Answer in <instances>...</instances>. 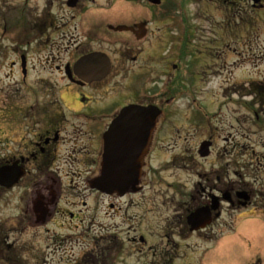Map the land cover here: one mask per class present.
<instances>
[{"label":"flooded vegetation","instance_id":"af4514ba","mask_svg":"<svg viewBox=\"0 0 264 264\" xmlns=\"http://www.w3.org/2000/svg\"><path fill=\"white\" fill-rule=\"evenodd\" d=\"M262 33L264 0H0V264H38V232L59 253L44 261L200 264L225 212L264 216ZM131 103L164 112L145 181L92 188L102 135ZM219 115L250 121L252 141ZM201 209L204 226L189 221Z\"/></svg>","mask_w":264,"mask_h":264},{"label":"rangeland","instance_id":"374dc122","mask_svg":"<svg viewBox=\"0 0 264 264\" xmlns=\"http://www.w3.org/2000/svg\"><path fill=\"white\" fill-rule=\"evenodd\" d=\"M188 12H192V11L188 10ZM263 38H264V33H262V34H260V36H258V41H260ZM249 44H254L251 35H250ZM8 60L9 59H3V62L6 63V61H8ZM6 71H7V67L5 65L3 67V70L0 72H6ZM0 76H2V73H0ZM185 102L186 101H183L182 99H178L174 104L171 105L170 113H169V119L166 122L167 125H171V124L177 123L179 121L180 112L178 109H183L184 107H183L182 103H185ZM186 104L187 103H185V105ZM218 120H220L222 122V124L219 127V130L228 128L232 132H235L237 138L239 135V139L242 138L241 134H242V131L244 130L246 125H249V130H250V135H251L250 141H252V139H253L252 132L257 131L256 126H255V128H253L252 126H254V125L250 121H249V123H247V124L244 123L242 125L243 122L241 120H239L238 124L240 126H238L237 124H233L234 126L232 128H229L228 127L229 124L234 123V120H235L234 118H229V117H227V115H220V116H218ZM179 133L186 135V136L189 135L187 130H185L184 132H179ZM184 140L182 139V142ZM167 147L168 146L166 144H164L162 146V149L166 150ZM178 147H182V145H180L178 143ZM174 169H175V167L171 166L167 169V172H172ZM223 215L226 218H225V220L224 219H221V220L225 224L222 223L218 227L213 229L214 233H210L211 236H209V237L201 234V236H202L201 245L206 246L205 249L207 250L206 251L207 257L206 258L203 257L202 262L200 264H207V263L208 264H248V261L241 262V260H244L248 257V260L250 261V260H253L254 257L257 256V254L258 255L264 254V246L262 248V251H260L259 245L257 243L258 238H259V241L261 242V244L264 245V226L262 229L260 227L261 219H264V216L262 215V213H259L257 211V209L253 211L252 208L247 207V208H243L240 211H235L233 214H231L230 212H225ZM250 216H254L255 219L257 220V222L259 223V224L258 223L254 224V226L252 228H249V226L246 227L247 224H244V222L246 221L244 219L248 218ZM231 220L233 222L231 224H229L231 222ZM235 227H236L235 232L233 234L230 233V232H232V230ZM259 231H261L260 234H259ZM227 233H230V235L228 236L227 239L231 238L230 242L228 244H227V240L225 238L222 239V237L227 235ZM42 234H44V233L43 232L37 233V235H38V237L36 238L37 243L35 244V247L39 248V250H40V253H39L40 255L38 256V264H57L55 261H53V262H50V260L44 261L42 259V257H40V256H58L59 255V253H57L56 255L53 254V246H52L50 240H45L44 236ZM219 238H221V239H219ZM208 241H210V242H208ZM71 242L73 243V245H75L73 240ZM207 246L211 247V248L214 247V249H212L213 255H211V253L210 254L208 253L210 249ZM30 247H31V245H28L26 250H29ZM244 251L249 252L248 256H246V258H244L245 256H241V253ZM116 252H118V250H116ZM201 256H204V255L201 254ZM208 258H209V260H208ZM261 264H264V259H263V262Z\"/></svg>","mask_w":264,"mask_h":264},{"label":"water","instance_id":"95a60500","mask_svg":"<svg viewBox=\"0 0 264 264\" xmlns=\"http://www.w3.org/2000/svg\"><path fill=\"white\" fill-rule=\"evenodd\" d=\"M157 115L158 111L153 106L131 105L124 107L110 124L104 136L105 149L109 155L106 153L102 161V165L107 166V173H114L108 182L110 186L115 187L116 183L124 182L125 179H121L118 174L121 170L132 168L134 172L140 167V160H131L133 157L139 159L144 147L148 145ZM120 152L122 155H119Z\"/></svg>","mask_w":264,"mask_h":264}]
</instances>
